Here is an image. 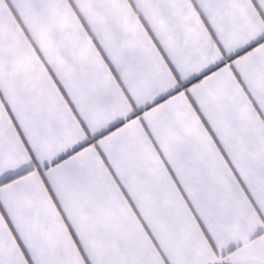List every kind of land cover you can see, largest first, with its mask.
<instances>
[{"label": "snow or ice", "instance_id": "obj_1", "mask_svg": "<svg viewBox=\"0 0 264 264\" xmlns=\"http://www.w3.org/2000/svg\"><path fill=\"white\" fill-rule=\"evenodd\" d=\"M0 264H264V0H0Z\"/></svg>", "mask_w": 264, "mask_h": 264}]
</instances>
